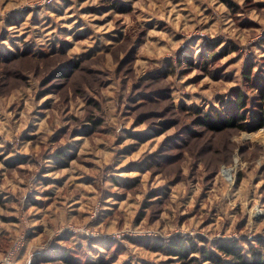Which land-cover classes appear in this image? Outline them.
<instances>
[{"label":"rangeland","instance_id":"374dc122","mask_svg":"<svg viewBox=\"0 0 264 264\" xmlns=\"http://www.w3.org/2000/svg\"><path fill=\"white\" fill-rule=\"evenodd\" d=\"M42 1L0 0V264L16 241L12 264H184L141 243L175 235L264 243V128L199 123L233 114L238 89L249 127L264 112L243 79L264 77V0ZM84 239L113 248L44 259Z\"/></svg>","mask_w":264,"mask_h":264},{"label":"trees","instance_id":"16d2710c","mask_svg":"<svg viewBox=\"0 0 264 264\" xmlns=\"http://www.w3.org/2000/svg\"><path fill=\"white\" fill-rule=\"evenodd\" d=\"M78 59L79 58H76V61L73 60V65L71 66V68L77 66ZM183 60L185 63L192 66V58L184 57ZM121 62H123V60H120V63ZM243 79L247 87L255 89L257 93H259V101H261L264 98L261 97L263 96L261 93L264 92V77L260 73L254 72L250 65H247L245 67V70L243 71ZM91 103H94V105L97 104L96 101H92ZM256 105L260 107L259 102L256 103ZM246 107L247 101L245 95L240 89H238L235 94L233 114L224 118L219 116H215L212 118L206 116V118H201L199 123L210 131L264 128L263 110L255 113L256 117L253 121L250 122L251 127H249L248 122H246ZM146 115L147 114L140 115L139 119L143 121V118H145ZM92 123L94 124V127L97 126L94 119L92 120ZM75 135L78 134H73L71 136L74 137ZM174 158L175 156L173 157L171 155L156 158L155 155L154 161L158 163L160 162V160L158 159H161L168 163L169 161L174 160ZM80 243L81 246L79 249H82L80 251L79 249L75 248H66L64 246H61L60 244H53L54 251L44 259L47 258L50 260H61L65 263H69L71 259L73 261L78 258L85 259L88 255V250H93V246L97 243H101L100 245L107 252H110V250H112L113 248L110 244L101 242L97 239H84L81 240ZM141 243H145L143 245H145L150 250L160 252L170 259H176L177 261L184 264H264V243L257 240L253 243L244 242L245 244H247L246 248L241 245V241L239 239L234 238L219 240L210 248L208 245V241L201 237H183L177 235L164 241L152 242L146 240Z\"/></svg>","mask_w":264,"mask_h":264},{"label":"built area","instance_id":"2783aa9c","mask_svg":"<svg viewBox=\"0 0 264 264\" xmlns=\"http://www.w3.org/2000/svg\"><path fill=\"white\" fill-rule=\"evenodd\" d=\"M50 1L51 0H44V1H42V4L41 5L48 4V3H50ZM223 170H228L229 171L230 169H228V168L225 167V168L222 169V172H223ZM115 237H118V235L117 236H114V235L112 236L113 239ZM21 246H22V242L21 241H16L11 246V248L6 252L3 260L1 261V264H12L11 261L14 258L15 254L21 249Z\"/></svg>","mask_w":264,"mask_h":264}]
</instances>
